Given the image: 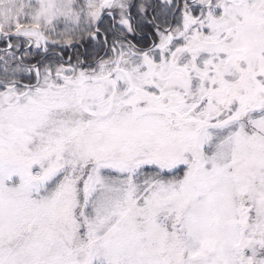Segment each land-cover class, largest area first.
<instances>
[{
    "label": "snow or ice",
    "instance_id": "obj_1",
    "mask_svg": "<svg viewBox=\"0 0 264 264\" xmlns=\"http://www.w3.org/2000/svg\"><path fill=\"white\" fill-rule=\"evenodd\" d=\"M0 264H264V0H0Z\"/></svg>",
    "mask_w": 264,
    "mask_h": 264
}]
</instances>
